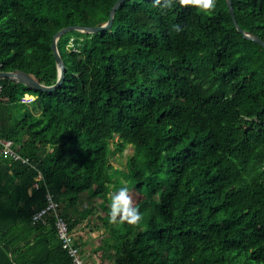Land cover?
<instances>
[{
  "label": "trees",
  "instance_id": "trees-1",
  "mask_svg": "<svg viewBox=\"0 0 264 264\" xmlns=\"http://www.w3.org/2000/svg\"><path fill=\"white\" fill-rule=\"evenodd\" d=\"M117 1L0 0L1 70L54 85V35L105 24ZM232 6L264 41V0ZM58 50L57 89L0 80L1 137L21 157L0 148V264H75L53 213L33 220L49 194L78 242L82 224L101 232L100 264H264V46L227 0L210 15L125 0L110 28L70 30ZM121 187L137 226L110 222Z\"/></svg>",
  "mask_w": 264,
  "mask_h": 264
},
{
  "label": "clouds",
  "instance_id": "clouds-1",
  "mask_svg": "<svg viewBox=\"0 0 264 264\" xmlns=\"http://www.w3.org/2000/svg\"><path fill=\"white\" fill-rule=\"evenodd\" d=\"M216 2L217 0H178L182 7L192 6L209 15L215 10ZM154 6L160 7L162 14H166L167 10L173 8L174 0H154ZM173 30L179 33L183 29L180 25H173ZM109 197L110 222H126L128 225L137 226L143 221L144 215L135 206L127 187L109 193Z\"/></svg>",
  "mask_w": 264,
  "mask_h": 264
},
{
  "label": "water",
  "instance_id": "water-1",
  "mask_svg": "<svg viewBox=\"0 0 264 264\" xmlns=\"http://www.w3.org/2000/svg\"><path fill=\"white\" fill-rule=\"evenodd\" d=\"M125 0H118L115 5L113 6L111 12H110V19L103 25L101 26H95V27H80V26H68L65 27L63 29H61L60 31H58L55 35H54V39H53V43H52V48L56 57V61H57V66L59 69V78L58 81L51 86L48 85H44L42 83H40L34 76L22 71V70H15V71H0V80L1 79H5V78H10L12 80L21 82L29 87H32L34 89H40L43 91H53L55 89H57L64 81V77H65V63L59 53L58 50V41L59 39L68 31L70 30H80V31H84V32H88V33H97L103 29H107L110 28L114 22V17H115V13L117 11V9L119 8V6L124 2ZM228 2V6H229V11L231 13V16L234 19L235 25L237 27V29L243 33V35L248 38V39H252L256 42L261 43L264 46V41L257 35H254L248 31H244L238 24L237 19H236V15H235V11L234 8L232 6V0H227Z\"/></svg>",
  "mask_w": 264,
  "mask_h": 264
},
{
  "label": "built area",
  "instance_id": "built-area-1",
  "mask_svg": "<svg viewBox=\"0 0 264 264\" xmlns=\"http://www.w3.org/2000/svg\"><path fill=\"white\" fill-rule=\"evenodd\" d=\"M2 64H0V71ZM2 95V85L0 84V98ZM1 132V123H0ZM0 148L5 158L19 160L20 155L13 149V143L11 140L1 137L0 133ZM25 161V160H23ZM53 213L55 219V227L57 229L58 236L63 244V247L68 251L69 255L73 258L75 264H85L80 250V242L76 240L74 233L69 229L67 221L59 213V203L54 201L52 196L48 195V204L41 211L37 212L33 216L34 221H45L46 215Z\"/></svg>",
  "mask_w": 264,
  "mask_h": 264
},
{
  "label": "rangeland",
  "instance_id": "rangeland-1",
  "mask_svg": "<svg viewBox=\"0 0 264 264\" xmlns=\"http://www.w3.org/2000/svg\"><path fill=\"white\" fill-rule=\"evenodd\" d=\"M133 153V147L130 146L129 148H127V150L125 151V153L123 155H116L115 157H117L116 160H114V163L117 167H123L124 164L122 162H125L127 159V156ZM96 220V219H95ZM98 222L93 221L92 224L93 225H97ZM95 227V226H94ZM77 235V237L79 238L80 243H84V249L82 248V254L83 257L85 258L84 254L85 252L90 254V247H95L98 244V241L101 237V232L99 230H96L95 228H93L92 225L89 226H85V225H80L77 228V232L75 233ZM86 239V240H85ZM82 241V242H81ZM84 241H87V243H85Z\"/></svg>",
  "mask_w": 264,
  "mask_h": 264
},
{
  "label": "crops",
  "instance_id": "crops-1",
  "mask_svg": "<svg viewBox=\"0 0 264 264\" xmlns=\"http://www.w3.org/2000/svg\"><path fill=\"white\" fill-rule=\"evenodd\" d=\"M77 232V229L75 230V233ZM86 240V239H85ZM82 242V241H81ZM85 243H87V241H84ZM101 243V238L99 239V241H98V244L95 246V247H90V254L87 252H85V254H84V256H85V259H89L90 260V264H100L101 263V259H100V256L98 255V254H96V253H93V252H95L94 250H95V248L99 245ZM84 245V243L82 242V248L84 247L83 246ZM84 249V248H83Z\"/></svg>",
  "mask_w": 264,
  "mask_h": 264
}]
</instances>
